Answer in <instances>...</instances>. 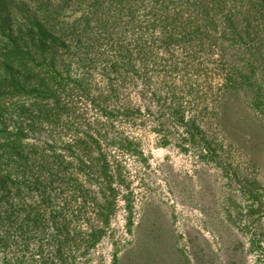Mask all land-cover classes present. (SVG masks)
<instances>
[{
  "label": "trees",
  "instance_id": "1",
  "mask_svg": "<svg viewBox=\"0 0 264 264\" xmlns=\"http://www.w3.org/2000/svg\"><path fill=\"white\" fill-rule=\"evenodd\" d=\"M261 71L264 0H0V264L91 254L129 190L124 158L143 157L125 125L153 117L163 146L178 134L182 151L215 159L219 134L211 139L202 119L223 132L225 107L243 91L255 111L249 152L262 155ZM177 82L188 94L201 86L194 115ZM254 178L251 212L264 201ZM124 198L130 209L132 193Z\"/></svg>",
  "mask_w": 264,
  "mask_h": 264
},
{
  "label": "rangeland",
  "instance_id": "2",
  "mask_svg": "<svg viewBox=\"0 0 264 264\" xmlns=\"http://www.w3.org/2000/svg\"><path fill=\"white\" fill-rule=\"evenodd\" d=\"M258 75L263 77V71ZM177 83L182 84L177 94L185 97L186 115H194L193 106L201 107V86L188 94V87ZM245 93L237 92L228 101L220 120L223 132L216 131L214 119H202L211 139L219 134L215 159L200 156L191 145L182 151L178 134L163 146L153 117L134 131L124 126L141 142L143 157L124 158L129 190L123 188L116 201L106 237L76 264H264V201L251 212L246 194L254 177L264 186V151L260 156L249 152L248 114L252 117L255 111L252 94ZM133 96L135 105L157 110L151 99ZM127 193H132L130 209Z\"/></svg>",
  "mask_w": 264,
  "mask_h": 264
}]
</instances>
